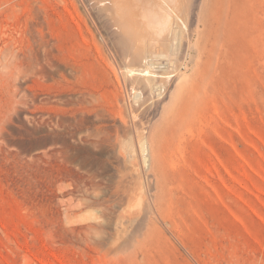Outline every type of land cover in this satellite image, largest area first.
Returning <instances> with one entry per match:
<instances>
[{"label": "rangeland", "instance_id": "374dc122", "mask_svg": "<svg viewBox=\"0 0 264 264\" xmlns=\"http://www.w3.org/2000/svg\"><path fill=\"white\" fill-rule=\"evenodd\" d=\"M193 1L145 118L91 1L0 0V264H264V0Z\"/></svg>", "mask_w": 264, "mask_h": 264}, {"label": "bare ground", "instance_id": "6f19581e", "mask_svg": "<svg viewBox=\"0 0 264 264\" xmlns=\"http://www.w3.org/2000/svg\"><path fill=\"white\" fill-rule=\"evenodd\" d=\"M89 1L98 19L107 25L108 39L117 54L123 78L128 81L124 82L126 86H131L136 96L132 97L136 100L131 99L132 102L140 105V111L141 108H148L149 113L147 109L144 110L147 111L146 116L141 113L145 118L151 117L165 100L174 83L173 79L180 77L192 58L191 40L188 38L194 9L191 0ZM150 107L153 112H150ZM131 111L135 112L136 109L133 107ZM138 116L141 114L138 113ZM143 119L137 133L142 155L146 153L147 146L144 139L146 123Z\"/></svg>", "mask_w": 264, "mask_h": 264}]
</instances>
